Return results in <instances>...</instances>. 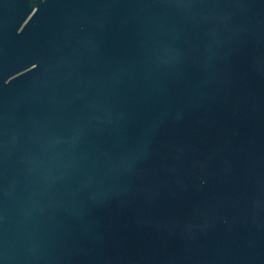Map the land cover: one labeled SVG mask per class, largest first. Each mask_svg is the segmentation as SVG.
<instances>
[{"label":"water","instance_id":"water-1","mask_svg":"<svg viewBox=\"0 0 264 264\" xmlns=\"http://www.w3.org/2000/svg\"><path fill=\"white\" fill-rule=\"evenodd\" d=\"M0 264H264V0H0Z\"/></svg>","mask_w":264,"mask_h":264}]
</instances>
